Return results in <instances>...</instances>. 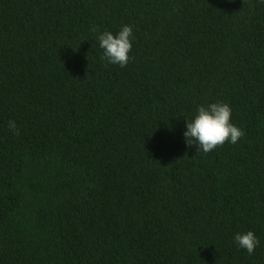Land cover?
Wrapping results in <instances>:
<instances>
[{
    "label": "trees",
    "instance_id": "1",
    "mask_svg": "<svg viewBox=\"0 0 264 264\" xmlns=\"http://www.w3.org/2000/svg\"><path fill=\"white\" fill-rule=\"evenodd\" d=\"M0 264H264V0H0Z\"/></svg>",
    "mask_w": 264,
    "mask_h": 264
},
{
    "label": "clouds",
    "instance_id": "2",
    "mask_svg": "<svg viewBox=\"0 0 264 264\" xmlns=\"http://www.w3.org/2000/svg\"><path fill=\"white\" fill-rule=\"evenodd\" d=\"M95 31V29H93ZM133 29L124 25L118 33L105 31L98 36L100 47L104 50L102 59L106 58L110 64L125 67L130 60L132 50ZM232 109L227 103H212L199 106L194 119L187 120L184 133L186 144L198 146V152H211L226 142L236 144L244 132L231 122ZM9 130L19 135V128L15 121H9ZM235 241L241 249L249 255L254 254L260 241L252 231L238 233Z\"/></svg>",
    "mask_w": 264,
    "mask_h": 264
}]
</instances>
